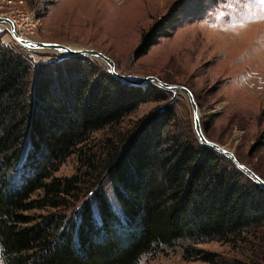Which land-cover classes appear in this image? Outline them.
Instances as JSON below:
<instances>
[{"label": "trees", "instance_id": "obj_1", "mask_svg": "<svg viewBox=\"0 0 264 264\" xmlns=\"http://www.w3.org/2000/svg\"><path fill=\"white\" fill-rule=\"evenodd\" d=\"M172 12L143 36L137 56L168 34ZM91 64L89 56H68L34 76L25 49L0 37L1 264H141L178 246L185 260L221 264L200 244L263 228L264 187L187 135L168 107L117 142L107 139L104 156L88 148L93 132L120 124L159 87L100 75ZM74 153L89 170L54 176ZM84 184L90 194L70 212L68 198Z\"/></svg>", "mask_w": 264, "mask_h": 264}, {"label": "rangeland", "instance_id": "obj_2", "mask_svg": "<svg viewBox=\"0 0 264 264\" xmlns=\"http://www.w3.org/2000/svg\"><path fill=\"white\" fill-rule=\"evenodd\" d=\"M22 1L23 9L38 19L29 39L97 49L114 60L118 74L132 80L155 75L166 82L188 86L198 103L206 136L232 150L264 179V20L246 21L244 27L239 26L256 0ZM172 9L174 18L168 34L155 41L145 54L137 56L143 36ZM1 11L8 12V8H0V14ZM197 15L199 18L195 19ZM0 37L7 44L25 49L34 76L40 65H50L69 56L54 49L34 50L20 45L7 24L0 23ZM152 41L153 38L149 43ZM89 57L94 71L100 75L111 73L103 60ZM148 85L156 84L141 86ZM156 97L140 104L120 124L93 132L87 147L93 151L104 149L100 150L104 156L107 139L117 142L160 107L173 109L182 130L198 138L186 93L159 86ZM84 163L85 157L74 153L59 165L54 176L88 171ZM102 183L114 198L108 177L104 176ZM86 185L77 196L68 198L72 204L70 212L80 207L90 194ZM31 213H46V210L35 209ZM200 247L218 252L221 264H234L236 260L264 264V227L235 242L209 241ZM141 264L211 263L183 259L178 246L155 256L146 255Z\"/></svg>", "mask_w": 264, "mask_h": 264}, {"label": "water", "instance_id": "obj_3", "mask_svg": "<svg viewBox=\"0 0 264 264\" xmlns=\"http://www.w3.org/2000/svg\"><path fill=\"white\" fill-rule=\"evenodd\" d=\"M0 23L9 25L10 33L13 35L15 40L24 47L34 49V50L54 49L62 54L69 55V56H94V57L100 58L106 64H108V66L110 67V72L128 84H131L134 86L156 84V85H159L169 90H179V91L186 93V95L188 96L190 100L192 108H193L194 128H195V131L201 143L211 148H214L220 151L221 153H223L224 155H226L227 157L231 158L238 167L243 169L256 182H258L261 186L264 187V179L260 175H258L253 169H251L248 165L240 161L232 150L224 147L223 145L215 141L210 140L206 136L202 128V124L200 122L198 103L195 99V95L193 91L188 86L183 85V84L166 82L155 75H148L138 80L129 79L116 72L114 60L102 51H99L94 48H76V47H71L69 45H66L64 43L50 42V41H37L34 39L24 38L20 36L19 33L17 32L14 22L9 17L3 16V15H0Z\"/></svg>", "mask_w": 264, "mask_h": 264}, {"label": "built area", "instance_id": "obj_4", "mask_svg": "<svg viewBox=\"0 0 264 264\" xmlns=\"http://www.w3.org/2000/svg\"><path fill=\"white\" fill-rule=\"evenodd\" d=\"M14 5H17L16 7ZM22 0H2L0 8H8V12L1 11L0 15L9 17L15 24L19 35L29 38L38 25V19H35L26 9H23Z\"/></svg>", "mask_w": 264, "mask_h": 264}, {"label": "snow or ice", "instance_id": "obj_5", "mask_svg": "<svg viewBox=\"0 0 264 264\" xmlns=\"http://www.w3.org/2000/svg\"><path fill=\"white\" fill-rule=\"evenodd\" d=\"M260 20H264V0H256L254 6L247 10L244 19L239 22V26L244 27L246 21L254 22ZM233 27H235V25H233Z\"/></svg>", "mask_w": 264, "mask_h": 264}]
</instances>
